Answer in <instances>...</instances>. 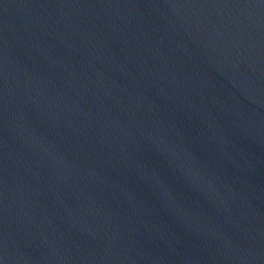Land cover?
I'll return each mask as SVG.
<instances>
[{"label":"water","instance_id":"water-1","mask_svg":"<svg viewBox=\"0 0 264 264\" xmlns=\"http://www.w3.org/2000/svg\"><path fill=\"white\" fill-rule=\"evenodd\" d=\"M0 264H264V0H0Z\"/></svg>","mask_w":264,"mask_h":264}]
</instances>
